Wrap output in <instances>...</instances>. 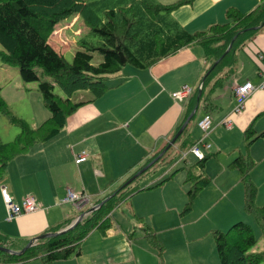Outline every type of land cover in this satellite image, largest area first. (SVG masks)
I'll list each match as a JSON object with an SVG mask.
<instances>
[{
	"label": "crops",
	"instance_id": "0c3cea01",
	"mask_svg": "<svg viewBox=\"0 0 264 264\" xmlns=\"http://www.w3.org/2000/svg\"><path fill=\"white\" fill-rule=\"evenodd\" d=\"M261 1L196 0L193 5L183 7L185 9L199 5L194 15L186 18L177 16V20L190 32L207 31L212 25L225 23L230 8L250 13ZM58 38H51L50 44L57 52L62 53ZM204 56V49L194 44L150 69L126 66L120 74L108 81L110 89L101 98L84 105L67 120L65 128L57 137L16 157L0 182V232L13 239L35 240L64 221L73 219L74 223L79 218L80 213L72 206L61 203L68 188L81 189L91 195L93 206L123 188L130 176L162 151L176 135L187 103H179L173 95L184 86H191L193 89L199 87L207 69ZM21 81V77L18 78L19 85ZM229 81L227 93L222 95L225 100L220 101L225 107L222 113L215 116L208 137L214 138L213 145L217 147L219 154H223L224 160L215 175L213 190H209L210 185L206 191L216 190L220 196L214 198L212 192L205 201L199 196L191 213L183 215L190 187L185 184L187 180H176L175 175L162 185L136 193L122 203L128 206V228L111 217L110 230L100 232L102 234L93 232L82 243L80 255L57 264H144L143 255L155 250L145 242L147 240L141 230L143 223L150 225L164 243V256L166 252L170 255L175 254L176 250L185 251L183 247H179V243L188 247V250L194 245V251L198 253L202 252L200 242L203 239L244 218L243 213L233 212L232 208L218 223L214 215L222 203L229 200V196L237 192L236 203L242 196L241 177L228 166L239 155V150H242L240 146L244 143V132L252 123L255 124L257 135L264 132V123L261 122L264 117V91H257L249 98L241 115H233L238 104L235 88L247 81L254 84L264 81V28L239 53L237 73ZM77 98L78 102L86 101L91 99V95L79 92ZM34 112L35 127L51 116L40 107L34 108ZM231 115L233 128L223 133L221 122ZM211 116L213 118V114ZM37 117L40 119H36ZM188 138L196 139L192 134H185L183 140ZM262 140L264 139L256 141L249 152L256 162L258 158L255 146ZM181 143L182 141L175 147L178 149ZM214 146L208 152L214 150ZM82 152L88 153L89 159L78 165L75 158ZM182 161L185 166L189 167L191 164L188 157ZM156 169L157 167L136 185L149 188L165 181L172 174L171 169L160 174ZM194 172L201 173L198 170ZM256 173L258 172L254 169L252 177L258 184ZM219 179L222 180L220 184ZM211 180L212 184L214 180ZM3 187H6L15 203L20 204L28 197L34 198L40 205L39 210L8 221L2 196ZM230 204L233 205V202ZM136 228L140 229L141 237L136 238ZM123 248L127 250L126 258L121 256ZM214 259L216 264V256ZM205 260L206 258L198 260V264H206ZM29 264L41 262L33 261Z\"/></svg>",
	"mask_w": 264,
	"mask_h": 264
},
{
	"label": "trees",
	"instance_id": "16d2710c",
	"mask_svg": "<svg viewBox=\"0 0 264 264\" xmlns=\"http://www.w3.org/2000/svg\"><path fill=\"white\" fill-rule=\"evenodd\" d=\"M195 1L179 0L171 5H161L150 0H0V61L7 67L17 68L23 82L38 84L44 106L51 114L50 118L39 126H31L25 119L10 111L0 87V113L20 130L12 142L0 141V182L16 157L27 154L36 145L57 137L65 128L67 120L84 105L101 98L110 89L108 81L120 74L126 66L141 70L150 69L194 44L204 49V59L209 67L201 81L202 90H199L200 84L185 102L187 105L184 118L177 132L197 107L199 110L202 103L206 108V115L211 116L212 110L217 109L212 102V94L235 76L239 53L244 51L264 28V0L250 13L230 8L225 23L212 25L207 31L193 33L182 27L178 21L171 19L170 15L182 7L193 5ZM73 15H79L102 42L93 44L81 40V49L76 52L73 61L69 62L63 54L54 49L50 39L58 24ZM94 53L103 57L99 65L93 64ZM57 86L67 98L55 93ZM79 92H89L91 99L78 102L74 97ZM190 124L175 146L181 141V146L185 149L197 144L198 141L193 138L183 140ZM254 125L252 123L244 132L247 152L256 141L264 139V132L257 135ZM172 149L173 147L133 183L108 195L109 199L102 207L84 218L73 229H69L73 219L64 221L47 231L56 234L66 230L64 233L35 241L23 255H12L0 250V264H29L33 261L57 264L80 255L82 243L93 232L106 233L111 229L112 213L124 201L136 193L153 189L174 178L179 171L149 188L136 185L167 160ZM163 150L156 153L128 180L160 156ZM239 151L229 168L239 171L244 190L245 211L254 216L264 235V205H258L259 187L252 177L257 164L249 153ZM218 155L219 152L210 153L199 158L196 168L201 171L200 174L195 173L192 167L185 166L187 183H191V187L187 192L183 215L191 213L199 194L211 185V178L204 173L205 166L211 158ZM104 200H99L97 205ZM141 230L149 246L163 258L165 245L152 227L143 223ZM213 236L220 264L264 262V252L252 251L258 239L250 224L239 221L227 232L214 231ZM30 242L26 239L10 238L0 232V248L21 252Z\"/></svg>",
	"mask_w": 264,
	"mask_h": 264
},
{
	"label": "rangeland",
	"instance_id": "374dc122",
	"mask_svg": "<svg viewBox=\"0 0 264 264\" xmlns=\"http://www.w3.org/2000/svg\"><path fill=\"white\" fill-rule=\"evenodd\" d=\"M150 1H153L161 5H171V4L176 3L179 0H150ZM198 7L199 5L188 7L185 9L182 7L183 9H179L180 11L178 10V11H175L173 14H171L170 18L178 21L177 16H180L183 18L190 17L194 15V12L197 11ZM76 19H77V22H75ZM59 34H60V38H58ZM53 35L51 38L57 37L58 40H60L59 42L60 44H58V46L62 50V53L67 59V61L69 62L73 61L76 52L79 49H81L79 45V42L81 40H86L93 44H100L102 42V39L96 34H94L91 31V29H89L86 26L83 19L79 15H73L67 18L66 20H63L62 22H60L58 26L56 27V31L53 33ZM0 50H2L1 44H0ZM102 61H103L102 55H100L99 53H94L93 64L99 65ZM207 67H209L208 64H207ZM18 78L20 77H19V71L17 68L7 67L3 65V63L0 61V87L3 89V96L8 103L10 111H12L13 114L17 115L18 117L25 119L27 122H29V124H31V126L35 127L34 122H33L34 113H35L34 108L40 107V109L44 110V112L46 113L48 112L49 114L50 112L44 106L42 95L38 89V84H35V83L27 84L21 81V85H19V83L17 82ZM232 80L233 79H231V81ZM231 81L227 80L226 83L224 84V87L217 89L212 94L213 104L219 106L217 107L216 110H212L211 112L213 114V122H214L215 116L223 112V109L225 106L220 104V101L225 100V98H223L222 95L227 93L226 90L229 88V84ZM108 85H110V83H108ZM55 93L62 98H67L64 92L62 91V89L58 86L55 88ZM89 95L91 94L89 93ZM74 98L75 100H77L78 99L77 95H75ZM205 116H206V108L204 107V104L202 103L199 110L196 112V116L191 122L189 129L187 130L185 134H192V136L196 138L195 140L197 141L202 139L204 137V133L200 129L199 123L204 119ZM36 119H40V118L37 117ZM224 121L225 120L221 122L222 125ZM261 122L264 123V117L261 118ZM221 130L223 133L224 131L225 132L228 131V129L224 125L221 127ZM19 133H20L19 128L11 125L8 119L3 114L0 113V141L4 143L12 142L13 140L16 139ZM212 140L214 141V138L210 137L207 139L206 142L214 146ZM240 147L242 148L241 151L243 153L250 152V151L249 152L246 151L245 142ZM255 148H256V153H257L256 156L258 158V159L256 158L258 160L257 162L254 160L257 164L256 165L257 168H255V171L258 172L256 173L257 179H258L257 180L258 184L257 183L256 184L259 187V196H258L257 202H258V205L263 206L264 205V140L257 143ZM189 150L190 148L185 149V147H182L181 145L178 147V149L176 147H173L167 160H165L163 163L157 166L156 171L158 172V174H160L163 171L167 173L171 169L172 170L171 173L179 171L176 174V180H179V179L181 180V178L183 179V181L187 180V171L184 170L185 162L183 161L178 162V161L181 159L182 153H187L189 152ZM201 150L203 152V156L209 153H218L216 146H214V150H211L210 152L204 150L202 147H201ZM223 151L225 150L223 149ZM259 159H262V161L259 162ZM223 160H224V156L221 153L217 157L211 158L206 163V166H205L206 173L205 174L214 180L209 190H213V186H215V181H216L215 175L220 170V163L223 162ZM198 161H199V158H197L193 154H190L188 156V162L191 163L189 165V168L192 167L194 171H197L198 169L196 168V165ZM231 170L235 171L236 173H239L237 169H231ZM168 174H170V172ZM221 182L222 180L219 179L218 184H220ZM185 184H187V187H191V184L189 183H185ZM206 190L207 188L204 189L199 194L200 198H202L201 199L202 201H205L207 198H209L212 192H213L212 197L217 198L220 196L216 190L209 191V192H207ZM243 196H244V190L242 192V196L240 197V201L238 203H236V199L238 197L237 192L229 196V200H226L225 202L222 203L217 213L214 215V218L215 220H217V223H218L219 221L223 219V216L225 214L227 215L229 214L231 208L233 212L240 211L239 213L241 214L243 213L244 218L237 220V222L243 221L253 226L256 237L258 239V243L252 251L253 252H264V235L262 234V231L260 227L258 226L254 216L248 214L245 211ZM232 202H233V205L230 204ZM128 213H129L128 206L126 204L125 205L122 204L121 206H119L117 209L114 210V212L112 213V217L120 221L124 227L128 228V226H130V221L127 215ZM237 222L232 223L228 227L226 226L223 232H227L232 227V225ZM134 229L135 228L132 226V231H134ZM98 232L100 233L101 231H98ZM137 237H141L140 229L138 228H136V238ZM137 245H140V244L137 243ZM200 246L202 247V252L197 253L196 251H194V247H195L194 245H192L191 248L189 247V250H188V247L179 243V247H183L185 251L182 252L180 250H176L175 254L171 253L170 255H167V252H166L167 257L164 256L163 258L159 257L157 252L149 249L153 253H147L143 255L144 264H198L199 263L198 260L202 258H206L205 260L206 264H214L215 263L214 256H216L217 258L216 264H220L219 255L217 251V244L215 241V237L213 236V233L209 237H206L205 239H203L200 242ZM121 253H122L121 254L122 258L128 257L126 249L123 248ZM0 261H1V257H0ZM262 264H264V262Z\"/></svg>",
	"mask_w": 264,
	"mask_h": 264
},
{
	"label": "built area",
	"instance_id": "2783aa9c",
	"mask_svg": "<svg viewBox=\"0 0 264 264\" xmlns=\"http://www.w3.org/2000/svg\"><path fill=\"white\" fill-rule=\"evenodd\" d=\"M193 88L189 86H184L180 91L173 95L174 99L179 103L187 102L188 98L191 96L193 92ZM257 91H264V81L254 84L250 81H247L243 85H238L235 88V96L238 99V104L233 110V115H241L244 110L247 101L249 98ZM223 125L227 129H232L234 125V121L232 119V115L225 119ZM199 127L204 133V137L200 139L196 145L190 148L189 152L182 153L181 161L185 160L190 154L195 155L197 158H202L203 152L201 147L204 150H210L211 144L206 142V139L209 137L211 130L213 128V118L210 115H206L204 119L199 123ZM89 159V154L86 152H82L80 155H77L75 158L76 164L84 163ZM2 196L7 210V220L13 221L16 218L25 215L32 214L39 210L40 205L36 202V200L32 197L26 198L22 203H15L9 193L7 192L6 187L2 188ZM63 205L72 206L77 212L85 213L88 212L89 209L93 208L92 197L84 190H76L72 188L67 189L66 196L63 200H61Z\"/></svg>",
	"mask_w": 264,
	"mask_h": 264
},
{
	"label": "water",
	"instance_id": "95a60500",
	"mask_svg": "<svg viewBox=\"0 0 264 264\" xmlns=\"http://www.w3.org/2000/svg\"><path fill=\"white\" fill-rule=\"evenodd\" d=\"M199 90H202V84L199 87ZM201 94V92H200ZM198 110V107L193 111V113L191 114V116L186 120V122L183 124V126L181 127V129L177 132V134L175 135V137L170 141V143L168 144V146L163 150V152L160 154V156H158L154 161H152L151 163H149L148 165H146L144 168H142L139 172H137L130 180H128L126 182V184L124 185V187H126L127 185H130L131 183H133L137 178H139L141 175H143L146 171H148L156 162H158L172 147L175 146L176 141L178 140V138L183 134V132L185 131V129L187 128V126L190 124L192 118L195 116L196 112ZM109 198L105 199L101 204L94 206L93 208H91L88 212H85L83 214H81L79 216V218L69 227V229H73L74 227H76V225L80 222H82L84 220V218H86L88 215H90L91 213L95 212L96 210H98L100 207L103 206V204L108 200ZM66 230H61L60 232L56 233V234H52V233H47L44 234L42 236H39L38 238H36L35 240H32L29 245L22 250L21 252H16V251H12L9 249H3L0 248L1 251L6 252L8 254H12V255H23L27 249H29L31 247V245L35 242V241H39V240H43V239H48L51 238L53 236H58L62 233H64Z\"/></svg>",
	"mask_w": 264,
	"mask_h": 264
}]
</instances>
